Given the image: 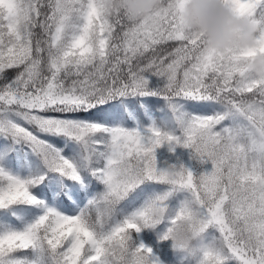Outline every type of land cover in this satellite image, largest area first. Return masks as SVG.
<instances>
[{"label": "snow or ice", "instance_id": "6c2138e0", "mask_svg": "<svg viewBox=\"0 0 264 264\" xmlns=\"http://www.w3.org/2000/svg\"><path fill=\"white\" fill-rule=\"evenodd\" d=\"M224 5L256 47H204L183 0H0V264H264V0Z\"/></svg>", "mask_w": 264, "mask_h": 264}, {"label": "clouds", "instance_id": "9594fccd", "mask_svg": "<svg viewBox=\"0 0 264 264\" xmlns=\"http://www.w3.org/2000/svg\"><path fill=\"white\" fill-rule=\"evenodd\" d=\"M161 3L162 0H110V7L113 15L123 12L131 22H137L158 10ZM181 15L185 28L200 37L208 49L240 51L256 47V26L225 7L224 0H183ZM246 66L257 77H264V55L257 53Z\"/></svg>", "mask_w": 264, "mask_h": 264}, {"label": "rangeland", "instance_id": "374dc122", "mask_svg": "<svg viewBox=\"0 0 264 264\" xmlns=\"http://www.w3.org/2000/svg\"><path fill=\"white\" fill-rule=\"evenodd\" d=\"M154 103H158L155 102ZM190 150L176 147L173 152H169L167 145H162L160 148L155 150L158 167H164L167 164L182 163L185 166H189V160L191 165H196V171L210 170L211 164H199L195 160L190 159Z\"/></svg>", "mask_w": 264, "mask_h": 264}, {"label": "trees", "instance_id": "16d2710c", "mask_svg": "<svg viewBox=\"0 0 264 264\" xmlns=\"http://www.w3.org/2000/svg\"><path fill=\"white\" fill-rule=\"evenodd\" d=\"M153 79H155V78H153ZM189 166L196 171V165H191L190 160H189Z\"/></svg>", "mask_w": 264, "mask_h": 264}]
</instances>
